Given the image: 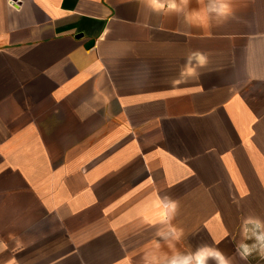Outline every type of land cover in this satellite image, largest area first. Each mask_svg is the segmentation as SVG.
I'll return each mask as SVG.
<instances>
[{
	"label": "crops",
	"instance_id": "0c3cea01",
	"mask_svg": "<svg viewBox=\"0 0 264 264\" xmlns=\"http://www.w3.org/2000/svg\"><path fill=\"white\" fill-rule=\"evenodd\" d=\"M231 5L199 26L209 0H0V264L239 257L264 191V0ZM168 199L174 248L150 222Z\"/></svg>",
	"mask_w": 264,
	"mask_h": 264
},
{
	"label": "clouds",
	"instance_id": "9594fccd",
	"mask_svg": "<svg viewBox=\"0 0 264 264\" xmlns=\"http://www.w3.org/2000/svg\"><path fill=\"white\" fill-rule=\"evenodd\" d=\"M148 3L156 11L167 7L169 11L181 12L183 11L182 6L187 7L191 0H148ZM232 14L231 0H209L208 7L190 12L185 19L190 23L196 22L199 26H210L213 17L227 19ZM195 55L203 64V54L195 53ZM158 207H161L158 219L150 222L166 226L167 231H158L156 235L167 242L169 248H174L175 242H179L184 235L182 229L171 224L179 207L178 202L171 199H168L167 202L161 200ZM240 235L241 239L236 245V254L240 259L247 261L253 255L264 259V219L255 215L246 216L241 223ZM154 243L157 248L160 247L158 241H154ZM153 262L154 264H232V259L218 247L202 244L194 250L184 252L177 250L170 256L165 255L162 261H157V258L153 257Z\"/></svg>",
	"mask_w": 264,
	"mask_h": 264
},
{
	"label": "rangeland",
	"instance_id": "374dc122",
	"mask_svg": "<svg viewBox=\"0 0 264 264\" xmlns=\"http://www.w3.org/2000/svg\"><path fill=\"white\" fill-rule=\"evenodd\" d=\"M256 202L258 203L257 205L254 204ZM254 205L257 206L258 211H255V212L248 211V212L242 213L240 216L244 218L245 216L254 214L264 219V191H260L257 197H254L253 200H248V202L243 204V206L246 208H249ZM228 214L232 219L231 221L237 220L238 213H228ZM240 226L238 227L237 230H240ZM232 263L233 264H264V259H261L258 255H253V256H250L247 261L241 260L240 257H238L235 260H233Z\"/></svg>",
	"mask_w": 264,
	"mask_h": 264
},
{
	"label": "built area",
	"instance_id": "2783aa9c",
	"mask_svg": "<svg viewBox=\"0 0 264 264\" xmlns=\"http://www.w3.org/2000/svg\"><path fill=\"white\" fill-rule=\"evenodd\" d=\"M8 2L13 6H18L23 0H8Z\"/></svg>",
	"mask_w": 264,
	"mask_h": 264
},
{
	"label": "water",
	"instance_id": "95a60500",
	"mask_svg": "<svg viewBox=\"0 0 264 264\" xmlns=\"http://www.w3.org/2000/svg\"><path fill=\"white\" fill-rule=\"evenodd\" d=\"M94 41H91V43H93Z\"/></svg>",
	"mask_w": 264,
	"mask_h": 264
}]
</instances>
